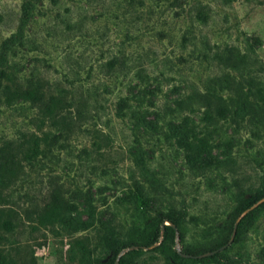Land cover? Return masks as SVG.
<instances>
[{
  "label": "rangeland",
  "instance_id": "1",
  "mask_svg": "<svg viewBox=\"0 0 264 264\" xmlns=\"http://www.w3.org/2000/svg\"><path fill=\"white\" fill-rule=\"evenodd\" d=\"M29 79L80 113L4 101ZM0 96V148L21 159L0 186V264H264V197L235 216L264 196V0H0ZM185 117L194 161L172 136ZM43 134L56 142L23 158ZM51 193L69 207L41 222ZM164 215L178 228L153 242ZM186 248L201 253L175 257Z\"/></svg>",
  "mask_w": 264,
  "mask_h": 264
},
{
  "label": "trees",
  "instance_id": "2",
  "mask_svg": "<svg viewBox=\"0 0 264 264\" xmlns=\"http://www.w3.org/2000/svg\"><path fill=\"white\" fill-rule=\"evenodd\" d=\"M203 14V12H199ZM26 15V13H24ZM233 84L232 87H228V89L232 90L239 95H251L254 93V90L258 91L255 80L253 78L249 79H232ZM2 91L4 93V101L7 103H11L18 100H24L31 103L33 106L37 107L41 112L46 113L49 116L54 115L56 112H61L66 109H69V106H76L75 114L78 115L80 110L78 105H76L73 101L69 102L66 100V96L59 94H52L49 92V89L44 86L39 80L29 79L27 82H16L12 81L11 84H4ZM1 97V96H0ZM201 100L203 101V107L205 110L203 111V120L210 121L211 115L209 113L212 108L210 103L208 102L209 96L205 93H200ZM73 104V105H72ZM215 115L217 116H225V108L222 105H216ZM175 131H173V135L175 141L178 146L184 148L186 151V155L189 161L195 160V154L199 153L200 150L204 148L203 140L200 139V144L196 145L192 142V138H196V134L194 132L193 126L190 125L188 119L185 117L183 122L178 124L175 127ZM62 134V133H61ZM56 138L54 135L50 136L48 134H43L42 136H36L33 139V146L30 147L26 152H24V157L28 161L34 160L38 154L42 151L40 148V141L45 142L47 146L56 142ZM21 164V159L16 157V154L13 153V149L9 145L2 146L0 148V186H6L10 181H14L17 176L18 166ZM45 201V205L43 211L41 212V222H49L56 221L64 218V213L66 209L69 207V203L60 198L56 193H51ZM264 196L262 195H253V194H244L237 202L236 205V218L240 217V220H245L248 218L254 211L250 209L252 206L257 204ZM0 200H2L0 194ZM88 206V212L91 213V206ZM254 210V209H253ZM235 218V219H236ZM167 220L170 222V225L161 224L162 221ZM161 226L156 230L153 242L158 241L160 232L163 233L164 239L167 238L168 235L176 232V228H178V220L176 218L170 217L168 215H164L160 219ZM233 223L229 227L228 235L222 239V241L215 242L209 248V252L216 251L218 254L222 247L225 245L229 239L231 233L235 234V238H238L240 234L241 225L240 222L236 224V228L234 229ZM201 252L192 251L190 249H184L182 252H176L175 257L181 260L195 258ZM213 253L214 255H216ZM190 255V256H187ZM117 256V252H113V262L115 261Z\"/></svg>",
  "mask_w": 264,
  "mask_h": 264
},
{
  "label": "water",
  "instance_id": "3",
  "mask_svg": "<svg viewBox=\"0 0 264 264\" xmlns=\"http://www.w3.org/2000/svg\"><path fill=\"white\" fill-rule=\"evenodd\" d=\"M244 214V213H243ZM170 223V222H169ZM236 228V224H235V226H234V229ZM223 247H221L220 249H222ZM216 251H211V252H209L208 254H213V253H215ZM187 256H190V255H187Z\"/></svg>",
  "mask_w": 264,
  "mask_h": 264
}]
</instances>
